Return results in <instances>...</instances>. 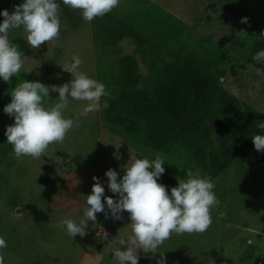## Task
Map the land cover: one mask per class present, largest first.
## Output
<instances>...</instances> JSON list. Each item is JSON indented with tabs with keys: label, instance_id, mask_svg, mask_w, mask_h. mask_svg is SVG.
<instances>
[{
	"label": "rangeland",
	"instance_id": "obj_1",
	"mask_svg": "<svg viewBox=\"0 0 264 264\" xmlns=\"http://www.w3.org/2000/svg\"><path fill=\"white\" fill-rule=\"evenodd\" d=\"M24 0H0V13L11 14ZM59 4L60 35L54 43L30 48L17 78L10 82L0 78V130L14 123L4 112L11 102V90L23 81L41 82L45 86L70 83L72 74L63 65L79 56V71L106 86L109 96L102 97L100 109L77 119L84 102L69 98L65 118L75 121L63 143L49 146L39 159L16 158L14 152L0 168V237L7 248L0 249L5 264H117L113 252L126 250L132 235L129 213L115 219L107 209L106 198L113 194L105 173L118 172V180L131 159L152 160L159 154L164 160V174L179 183L187 172L205 178L191 164L189 153L173 146L169 153L155 152L132 139L124 129L104 121L106 99L120 95L119 55L104 51L93 40L91 22H85L80 10ZM151 10L144 0H120L114 11L118 16L131 15V24L155 44L142 54L130 39L118 44L121 55L136 59L141 77L140 90L150 92L156 81L165 78L169 61L193 55L215 63L219 84L237 99V110L253 108L264 116V76L247 62L253 40H264V0H152ZM68 8L79 27L73 31L64 10ZM244 17L247 23H241ZM4 17L0 15V23ZM188 27V28H187ZM243 31L240 36L237 33ZM23 38L22 29H12L9 40ZM158 38V39H157ZM162 38V39H160ZM28 44V43H27ZM166 67V68H167ZM162 76V77H161ZM51 107L59 98L50 91ZM241 137L237 141L240 156L216 179L213 192L220 203L210 210L212 224L204 233H173L157 253L138 250V264H158L161 255L165 264H264V158L247 147ZM99 177L105 188V212L97 213L95 223L89 221L85 235L74 238L56 225L63 218L79 223L86 199ZM109 238V239H107ZM111 242V243H110ZM110 243V244H109Z\"/></svg>",
	"mask_w": 264,
	"mask_h": 264
},
{
	"label": "clouds",
	"instance_id": "obj_2",
	"mask_svg": "<svg viewBox=\"0 0 264 264\" xmlns=\"http://www.w3.org/2000/svg\"><path fill=\"white\" fill-rule=\"evenodd\" d=\"M62 3L73 10H80L83 20L90 23L117 8L120 0H62ZM0 15L4 17L0 23V78L10 82L13 76L19 77L24 60L19 46L10 42L9 31L22 29L32 49H39L45 43H54L59 38L61 28L59 4L56 0H24L15 6L11 14L5 9ZM247 22V17L241 21ZM71 60L73 62L62 66L72 74L70 83L49 87L41 82L23 81L11 90V102L4 107V112L14 117V123L7 126L5 135L16 158L39 159L50 145L63 143L75 123L73 119L64 117L69 98L84 102L77 114L79 119L99 110L101 98L110 95L103 83L79 71L82 65L79 56L73 55ZM253 60L264 63V50L258 51ZM256 74L264 76V71L257 69ZM50 91L58 92L59 98L51 107H45L44 101L46 98L50 100ZM103 107L107 108L108 104L105 102ZM257 127L264 130V122H258ZM252 141L257 151L264 152V135H254ZM164 164L159 154L152 160L131 155L122 179L118 180L119 174L114 169L105 173L109 190L119 197L117 200L108 196L107 209L115 219H123V213L127 212L131 220L129 226L132 235L127 243L120 241L121 245L127 244V249L113 252L117 264H138L139 249L155 254L173 233L201 234L212 224L210 210L220 203L212 191V179L202 178L189 170L188 178L178 179V186L172 187L169 195L167 187L158 183L165 172ZM93 180L92 193L86 196V207L79 223L63 218L56 225L66 230V234L72 238L77 234L85 235L88 222L95 223L97 213L108 215L102 200L105 188L99 177L94 176ZM6 248V240L0 237V249ZM0 264H5L3 255H0ZM158 264H165L163 255Z\"/></svg>",
	"mask_w": 264,
	"mask_h": 264
},
{
	"label": "trees",
	"instance_id": "obj_3",
	"mask_svg": "<svg viewBox=\"0 0 264 264\" xmlns=\"http://www.w3.org/2000/svg\"><path fill=\"white\" fill-rule=\"evenodd\" d=\"M70 27L75 31L79 19L74 18L68 8L64 10ZM93 40L104 50L111 49L119 55L120 95L106 99L104 121L110 126L124 129L132 139L155 152L169 153L173 146L184 148L191 157V164L201 174L212 180L223 174L236 161L241 148L239 138L243 137L247 147L264 158V152L257 151L252 136L264 135L257 127L264 122V116L253 108L237 110V99L219 84V71L215 63L188 55L169 61L165 65V78L156 81L150 92L140 90L141 77L133 56L121 55L118 44L130 39L142 54L155 45L134 28L128 19L114 11L91 22ZM18 45L23 57L30 54V48L23 38L10 40ZM264 50V40L256 37L251 46L247 62L255 69L264 71V63H257L253 56ZM22 57V58H23ZM167 67V68H166ZM162 77V76H161ZM5 132L0 130V168L12 152ZM158 183L171 188L178 182L166 174Z\"/></svg>",
	"mask_w": 264,
	"mask_h": 264
},
{
	"label": "crops",
	"instance_id": "obj_4",
	"mask_svg": "<svg viewBox=\"0 0 264 264\" xmlns=\"http://www.w3.org/2000/svg\"><path fill=\"white\" fill-rule=\"evenodd\" d=\"M145 2H147V4H148V6H149V8H150V10H151V7L153 8V6H152V0H144ZM154 4V3H153ZM116 14V13H115ZM117 15V14H116ZM118 16V15H117ZM119 17H121V18H123V19H128L129 21L131 20V19H133V18H135V16L133 17V18H131V15H123V16H119ZM131 22V21H130ZM134 28H136V26H134ZM188 28V27H187ZM158 39V38H157ZM160 39H162V38H160ZM107 239H109V238H107Z\"/></svg>",
	"mask_w": 264,
	"mask_h": 264
}]
</instances>
